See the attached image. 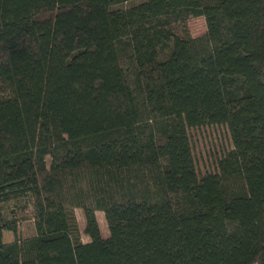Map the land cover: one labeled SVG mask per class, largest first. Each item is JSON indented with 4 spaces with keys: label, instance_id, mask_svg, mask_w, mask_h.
<instances>
[{
    "label": "trees",
    "instance_id": "trees-1",
    "mask_svg": "<svg viewBox=\"0 0 264 264\" xmlns=\"http://www.w3.org/2000/svg\"><path fill=\"white\" fill-rule=\"evenodd\" d=\"M0 264H264V0H0Z\"/></svg>",
    "mask_w": 264,
    "mask_h": 264
},
{
    "label": "rangeland",
    "instance_id": "rangeland-1",
    "mask_svg": "<svg viewBox=\"0 0 264 264\" xmlns=\"http://www.w3.org/2000/svg\"><path fill=\"white\" fill-rule=\"evenodd\" d=\"M187 27L192 36H198L205 32V21L201 16L190 18L187 21ZM191 145L197 162V168L200 171L214 170V157L222 150L229 147L230 141L227 129L224 126H205L189 130ZM96 219L103 235L107 234V226L103 214L96 211ZM74 215L77 221L80 238L83 242L88 241V237L84 234V219L82 211L78 208L74 209ZM33 232V224L31 221H24L19 225L18 234L21 237L28 236ZM12 233L4 231L2 241H11Z\"/></svg>",
    "mask_w": 264,
    "mask_h": 264
}]
</instances>
